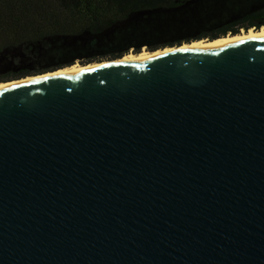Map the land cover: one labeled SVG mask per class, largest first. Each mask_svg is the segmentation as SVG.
Masks as SVG:
<instances>
[{
    "label": "water",
    "instance_id": "1",
    "mask_svg": "<svg viewBox=\"0 0 264 264\" xmlns=\"http://www.w3.org/2000/svg\"><path fill=\"white\" fill-rule=\"evenodd\" d=\"M0 264H264V36L0 86Z\"/></svg>",
    "mask_w": 264,
    "mask_h": 264
},
{
    "label": "trees",
    "instance_id": "2",
    "mask_svg": "<svg viewBox=\"0 0 264 264\" xmlns=\"http://www.w3.org/2000/svg\"><path fill=\"white\" fill-rule=\"evenodd\" d=\"M264 26V0H0V82Z\"/></svg>",
    "mask_w": 264,
    "mask_h": 264
},
{
    "label": "bare ground",
    "instance_id": "3",
    "mask_svg": "<svg viewBox=\"0 0 264 264\" xmlns=\"http://www.w3.org/2000/svg\"><path fill=\"white\" fill-rule=\"evenodd\" d=\"M260 36H264V26H262L259 29H257L256 27L250 28L248 31H244V32H241V33H238V34H235V35L229 34V35L222 36V37H219V38L214 39V40L202 39V40L193 41L191 43H184L181 46L178 45V46H175V47H167V48L159 49V50H156V51H146L145 50V51H142V52L137 53V54L129 53V54H126L125 56H123L122 58H119V59H116V60H113V61L107 60V61H103L101 63H90V64H86V65H82V66L73 65V66H70V67H65V68L58 69L56 71L45 73V74L38 75V76H31V77H26V78L18 79V80H12V81H8V82H0V86L12 84V83H17V82H22V81H26V80H31V79H36V78L53 76V75L65 73V72H68V71H71V70L84 68V67L120 62V61H124V60H128V59H132V58H135V57L148 55V54H153V53H158V52L167 51V50H172V49H178V48H184V47H190V46H196V45H203V44H210V43H218V42H226V41H234V40H241V39L256 38V37H260Z\"/></svg>",
    "mask_w": 264,
    "mask_h": 264
},
{
    "label": "rangeland",
    "instance_id": "4",
    "mask_svg": "<svg viewBox=\"0 0 264 264\" xmlns=\"http://www.w3.org/2000/svg\"><path fill=\"white\" fill-rule=\"evenodd\" d=\"M243 31L242 32H244V31H246V30H244V29H242ZM208 40V39H207ZM167 48V47H166ZM148 51V49L146 48V47H144L143 49H142V51ZM159 50V49H158ZM141 51V52H142ZM130 53H134V50H131L130 51ZM140 53V52H139ZM129 54V53H128ZM135 54H137V53H135ZM105 61H107V60H105ZM83 62H85V60H83V59H77L76 60V62H75V64H73V65H79V66H82V65H84V63ZM93 63H99V62H93ZM90 64V63H89ZM72 65V66H73ZM67 67H70V66H67ZM65 68V67H64ZM60 69H62V68H60ZM56 71V70H55ZM50 72H53V71H50ZM47 73H49V72H47ZM40 75H42V74H40ZM31 76H38V75H30V76H27V77H31ZM24 78H26V77H24ZM21 79H23V78H21Z\"/></svg>",
    "mask_w": 264,
    "mask_h": 264
}]
</instances>
